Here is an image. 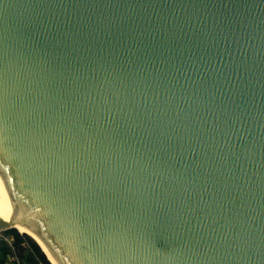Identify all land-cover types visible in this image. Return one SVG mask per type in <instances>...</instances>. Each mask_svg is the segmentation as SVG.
I'll use <instances>...</instances> for the list:
<instances>
[{"label":"water","instance_id":"1","mask_svg":"<svg viewBox=\"0 0 264 264\" xmlns=\"http://www.w3.org/2000/svg\"><path fill=\"white\" fill-rule=\"evenodd\" d=\"M5 197L57 264H264V0H0Z\"/></svg>","mask_w":264,"mask_h":264},{"label":"trees","instance_id":"2","mask_svg":"<svg viewBox=\"0 0 264 264\" xmlns=\"http://www.w3.org/2000/svg\"><path fill=\"white\" fill-rule=\"evenodd\" d=\"M26 230V229H19ZM21 233V234H19ZM17 233L14 229L0 232L1 236L11 238V244L15 255L21 264H49L36 246L33 240L24 232ZM26 234V235H24ZM12 251L5 241L0 237V264H14L9 260Z\"/></svg>","mask_w":264,"mask_h":264},{"label":"bare ground","instance_id":"3","mask_svg":"<svg viewBox=\"0 0 264 264\" xmlns=\"http://www.w3.org/2000/svg\"><path fill=\"white\" fill-rule=\"evenodd\" d=\"M10 212H11V203H10L9 197L0 198V216L3 218H7L10 215ZM14 227H15V229H18L20 227L27 228L28 230H22V232L26 233L27 235H30L31 238H34L35 240H37L39 245L42 248V253H44L46 255V256L44 255L45 258L47 257L52 262V264H57L56 261L54 260V258L52 257L51 253L49 252V250L45 246V244L41 241V239L38 237V235L30 227H26V226H22V225H15ZM34 239H32V240H34ZM39 245H38V247H39ZM41 248L39 247L40 251H41Z\"/></svg>","mask_w":264,"mask_h":264},{"label":"built area","instance_id":"4","mask_svg":"<svg viewBox=\"0 0 264 264\" xmlns=\"http://www.w3.org/2000/svg\"><path fill=\"white\" fill-rule=\"evenodd\" d=\"M0 237L2 238L3 241H5L7 243V245L10 247V249L12 251V254L9 257V260L14 262V264H21L19 259H18V257L14 253V249H13V246L11 244V238L5 237V236H1V234H0Z\"/></svg>","mask_w":264,"mask_h":264},{"label":"rangeland","instance_id":"5","mask_svg":"<svg viewBox=\"0 0 264 264\" xmlns=\"http://www.w3.org/2000/svg\"><path fill=\"white\" fill-rule=\"evenodd\" d=\"M19 229H26V230H28L27 228H25V227H20V228H18L17 230L19 231V232H22V230H19ZM29 237H30V235H28ZM31 238V237H30ZM31 239H34V238H31ZM35 243H37L38 245H39V243H38V241L37 240H33ZM39 247L41 248V246L39 245ZM41 251H42V248H41ZM45 255V254H44ZM46 256V255H45ZM47 258V257H46ZM47 260L52 264V262L47 258Z\"/></svg>","mask_w":264,"mask_h":264}]
</instances>
